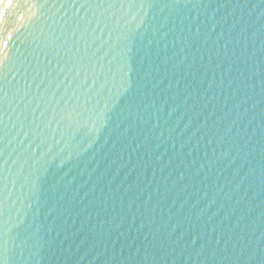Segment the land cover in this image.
Returning <instances> with one entry per match:
<instances>
[{"label":"water","instance_id":"water-1","mask_svg":"<svg viewBox=\"0 0 264 264\" xmlns=\"http://www.w3.org/2000/svg\"><path fill=\"white\" fill-rule=\"evenodd\" d=\"M0 264H264V0H0Z\"/></svg>","mask_w":264,"mask_h":264}]
</instances>
